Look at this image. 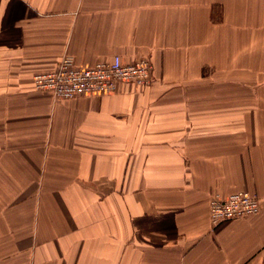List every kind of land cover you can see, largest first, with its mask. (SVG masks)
Here are the masks:
<instances>
[{
	"label": "crops",
	"instance_id": "obj_1",
	"mask_svg": "<svg viewBox=\"0 0 264 264\" xmlns=\"http://www.w3.org/2000/svg\"><path fill=\"white\" fill-rule=\"evenodd\" d=\"M64 55L153 83L35 90ZM0 264H264V0H0Z\"/></svg>",
	"mask_w": 264,
	"mask_h": 264
},
{
	"label": "built area",
	"instance_id": "obj_2",
	"mask_svg": "<svg viewBox=\"0 0 264 264\" xmlns=\"http://www.w3.org/2000/svg\"><path fill=\"white\" fill-rule=\"evenodd\" d=\"M35 90L49 91L55 98L71 99L115 92L119 83L146 87L153 83L152 65L146 58L125 63L119 55L110 60L79 67L70 55H64L52 70L32 75ZM260 202L255 194L238 190L227 196L211 195L209 221L213 226L234 218L258 213Z\"/></svg>",
	"mask_w": 264,
	"mask_h": 264
}]
</instances>
